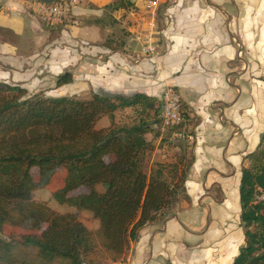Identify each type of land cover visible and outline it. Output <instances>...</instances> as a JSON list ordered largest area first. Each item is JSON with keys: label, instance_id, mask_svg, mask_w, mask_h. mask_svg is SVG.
<instances>
[{"label": "crops", "instance_id": "crops-1", "mask_svg": "<svg viewBox=\"0 0 264 264\" xmlns=\"http://www.w3.org/2000/svg\"><path fill=\"white\" fill-rule=\"evenodd\" d=\"M134 1L144 13L143 0ZM113 2L78 0L72 16L88 19V5L101 9ZM158 5L151 25L149 18L115 24L125 31L122 51L116 53L113 64L116 60L123 66L135 56L141 60L129 65L131 75L122 73L108 80L101 90L103 95H126L125 85L129 84L133 94L160 98L167 87L175 89L188 117L183 138L174 145V161H168L166 153L155 148L148 156V173L156 162H175L182 156L187 158V154L191 166L184 183L186 198L178 196L162 219L144 226L122 261L232 264L244 245L239 201L241 169L245 157L255 151L264 134V0H159ZM90 11L92 15L94 11ZM73 24L78 39L90 46L88 69H112L110 62L95 64L93 56L103 57L110 52L103 38L113 28ZM39 25L27 0L2 1L0 29L11 32L16 42H31L35 48L43 45L45 49L48 36L37 35ZM145 39L154 42L156 52L144 53ZM20 48L19 44L0 39V57L8 61L4 64L11 65L13 54ZM57 51L50 59H37L36 65L42 69L74 66V57ZM105 118L108 120L105 116L97 123ZM109 125L108 120L103 128ZM157 152L163 160L155 159ZM107 157L109 162L115 160ZM84 225L92 232L98 229V222L89 212L88 226Z\"/></svg>", "mask_w": 264, "mask_h": 264}, {"label": "trees", "instance_id": "trees-1", "mask_svg": "<svg viewBox=\"0 0 264 264\" xmlns=\"http://www.w3.org/2000/svg\"><path fill=\"white\" fill-rule=\"evenodd\" d=\"M70 73L58 77L57 85L69 84ZM158 100L144 94L131 96L92 94L90 99L31 95L19 85L0 82V233L6 224L41 230L17 243L37 250L40 264L55 260L65 264H93L87 257L99 251L110 262L123 260L131 243L147 224L164 217L179 195L191 166L185 156L175 162H156L144 170L154 151L152 140L165 143L160 134ZM132 109L123 124L114 113ZM183 131L186 107L181 104ZM108 116L107 128L97 122ZM186 120V121H185ZM185 129V128H184ZM113 156V162L105 157ZM39 180L33 181L31 169ZM58 169L66 172L62 186L53 193L59 205L87 211L98 222L89 231L75 213L60 214L32 200V193L45 188ZM84 187L85 194L68 197ZM100 188V189H99ZM264 134L254 152L245 157L239 185L240 222L244 245L232 264H264ZM13 245L0 238V264L10 261Z\"/></svg>", "mask_w": 264, "mask_h": 264}, {"label": "rangeland", "instance_id": "rangeland-1", "mask_svg": "<svg viewBox=\"0 0 264 264\" xmlns=\"http://www.w3.org/2000/svg\"><path fill=\"white\" fill-rule=\"evenodd\" d=\"M2 1L4 0H0V6ZM144 1L145 0H143V5H145V9L143 8L144 13L140 12V8L136 6L134 0H114V2L110 6L101 9L88 5V19H86V17L84 18V16H82V18H79L78 16L71 15L69 20L63 21L62 23L57 25H46L38 20L40 22V25L38 31L36 30L37 35L45 34L48 36V42L46 43L47 47L45 49L42 48L43 45L35 48L36 45L32 44L31 42L18 43L15 41V36L11 32L0 29L1 40L12 42L13 44L17 45L19 44L21 46L19 52H17V49L13 54V56L15 57L14 60L10 61L11 65L4 64L8 61H5L0 57V82L8 83L11 85H19L22 88L26 89L31 95L37 94L44 97H71L78 100H87L90 99L91 95L96 92L99 94H104L101 89L107 85L106 82H108V80H113L122 73H128L131 75L132 70L129 65H132V63H137L138 60H141L135 56L131 57V60L123 66L119 65L116 60L113 64V58L116 53L120 50L122 51L120 43H122V35L123 31H125V29L123 30L120 27H116L117 25L115 24L122 23L127 20L132 21L136 18H149V23L151 21H153L154 23V19H156L159 5L156 8V14L153 15L147 8L148 4L146 5ZM28 7L29 10L32 11L29 4ZM90 10L94 11L92 15H90ZM73 22H77L81 25L88 24V26H90L92 24H98V26L113 28V32H108V34H106L103 38V41L105 40L104 45L108 46L110 52L103 57L101 55H99L97 58L93 56V60L94 62H96L95 64L98 63L97 65H100L101 62L105 64L110 62L113 64L112 69H88V63L92 59V57L88 53V48L90 46L88 45V43H82L78 39L71 28L72 26H74ZM127 23L131 25V22ZM95 35L96 34H94V36ZM89 36L92 37V34ZM147 44L152 45L154 44V42L150 41V39H145L142 45L143 47H145ZM57 50L61 51L62 53H66V55L70 54L71 57H74V66H70V69H42L41 67L36 65V61H38L39 58L46 57L47 59H50L53 52L58 53ZM65 73L71 74V83L58 86V77ZM125 87L126 95L112 92L111 95L131 96L134 90L132 88H129V84H126ZM168 88L171 87H167L166 89ZM162 94L160 98H156L158 100L157 105L159 107L156 119L159 120ZM132 114V109L119 110L114 113L113 120L115 123L123 124L128 121L129 117ZM108 120L109 122L111 121L109 117ZM108 120L106 118L103 121L101 120L96 124V128L102 129L103 125H106ZM159 126L161 127L160 134L165 140V143L160 144L159 139L152 140L151 135L146 136L147 140H150L153 143L154 150L158 147L163 153H166V158L168 161H174V145H176L175 143H178V141H181V139L178 140L174 138L172 136L170 128L163 127L161 121L159 123ZM159 155V152H157L155 157L156 160L162 159L161 157H159ZM188 155L189 154L186 155L187 158ZM187 158H185L186 163L188 162ZM105 161L109 162L110 158L106 157ZM149 165L150 158L148 159L147 157L144 165V170L146 173H148ZM65 175V170L58 169L52 181L45 188L37 189L32 193V200L37 203H44L53 211L60 214L75 213L77 215V218L83 224H86L88 226L87 211H77L70 206L59 205L52 197L53 193L61 188ZM31 177L35 182L39 180V171L37 168L31 169ZM87 192L88 190L82 187L71 192L69 194V197H75ZM179 199H184V195H179ZM40 232V229L27 230L6 224L0 233V238L7 243H11L14 247L10 254V261H15L16 264H40L41 262L37 258V250L35 248L23 247L17 244L22 240V238L28 235H38ZM86 260L87 262L90 260L94 262V264L114 263L108 261V258L102 256L99 251L91 254L89 257H87ZM52 264H65V262L55 260Z\"/></svg>", "mask_w": 264, "mask_h": 264}, {"label": "built area", "instance_id": "built-area-1", "mask_svg": "<svg viewBox=\"0 0 264 264\" xmlns=\"http://www.w3.org/2000/svg\"><path fill=\"white\" fill-rule=\"evenodd\" d=\"M28 4L33 14L46 25H57L63 21L69 20L72 15L73 8L78 4V0H57L53 3H46L42 0H28ZM159 0H149L147 8L151 14H156V8ZM151 25V23H150ZM155 46L147 44L143 47L145 54H153ZM181 98L179 94L172 88L166 89L161 97L160 103V120L163 127L174 128L183 125L184 118L181 113ZM183 131H173L172 136L177 139L183 138ZM258 200L264 199V194L260 192ZM112 264H125L120 260Z\"/></svg>", "mask_w": 264, "mask_h": 264}]
</instances>
